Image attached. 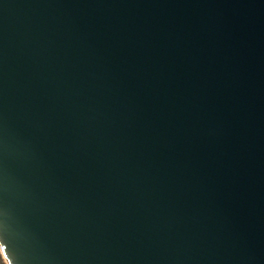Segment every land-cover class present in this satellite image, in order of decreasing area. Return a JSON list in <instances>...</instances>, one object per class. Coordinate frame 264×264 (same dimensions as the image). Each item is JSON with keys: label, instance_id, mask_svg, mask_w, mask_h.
I'll return each instance as SVG.
<instances>
[{"label": "water", "instance_id": "water-1", "mask_svg": "<svg viewBox=\"0 0 264 264\" xmlns=\"http://www.w3.org/2000/svg\"><path fill=\"white\" fill-rule=\"evenodd\" d=\"M8 264H264V0H0Z\"/></svg>", "mask_w": 264, "mask_h": 264}, {"label": "rangeland", "instance_id": "rangeland-1", "mask_svg": "<svg viewBox=\"0 0 264 264\" xmlns=\"http://www.w3.org/2000/svg\"><path fill=\"white\" fill-rule=\"evenodd\" d=\"M0 264H8L5 256L2 253L1 247H0Z\"/></svg>", "mask_w": 264, "mask_h": 264}]
</instances>
